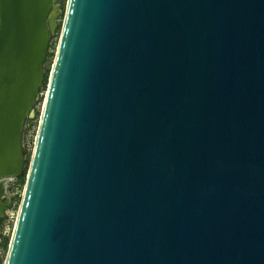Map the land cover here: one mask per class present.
<instances>
[{"label": "water", "instance_id": "obj_1", "mask_svg": "<svg viewBox=\"0 0 264 264\" xmlns=\"http://www.w3.org/2000/svg\"><path fill=\"white\" fill-rule=\"evenodd\" d=\"M59 1L0 0V180ZM4 264H264V0H67Z\"/></svg>", "mask_w": 264, "mask_h": 264}, {"label": "rangeland", "instance_id": "obj_2", "mask_svg": "<svg viewBox=\"0 0 264 264\" xmlns=\"http://www.w3.org/2000/svg\"><path fill=\"white\" fill-rule=\"evenodd\" d=\"M58 5H59V11H60V15H59V19H58V30H57V33L52 40L49 57H48L47 62L45 64L47 72H46V76H45L44 85H43V88L41 90V94H40L39 99H38L36 106H35L36 115L33 119H30L28 121V123H29L28 128H27V131L24 135V145L27 149V154H26L27 167H26V169H28V166H29V163H30V160L32 157L34 145H35V139H36L37 130H38V126H39V119H40V115H41V110H42V107L44 104L45 94H46L48 81H49V76H50L51 68L53 65L55 52H56V49L58 46L60 33H61V29H62V24H63L64 17H65L67 0L59 1ZM25 182H26V174H25L24 180H22L20 178L14 180L13 183L11 184L10 188H9V194L13 197L14 203L7 210L6 218L3 221V226L1 229L2 236L4 239V244L0 248V264H4L6 257H7L9 245L11 243V239L13 236V232H14V228H15V224H16V220H17V216H18V212H19V208H20V204H21V200H22V195L24 192Z\"/></svg>", "mask_w": 264, "mask_h": 264}, {"label": "flooded vegetation", "instance_id": "obj_3", "mask_svg": "<svg viewBox=\"0 0 264 264\" xmlns=\"http://www.w3.org/2000/svg\"><path fill=\"white\" fill-rule=\"evenodd\" d=\"M58 30V28H57ZM28 128V126H27ZM27 131V129H26ZM25 131V133H26ZM25 135V134H24ZM18 178H13V179H2L0 180V208L3 209L4 215H0V248L4 244V239L2 236V226H3V221L6 218V212L7 210L13 205L14 199L13 197L9 194V188L11 184L13 183L14 180L19 179Z\"/></svg>", "mask_w": 264, "mask_h": 264}, {"label": "trees", "instance_id": "obj_4", "mask_svg": "<svg viewBox=\"0 0 264 264\" xmlns=\"http://www.w3.org/2000/svg\"><path fill=\"white\" fill-rule=\"evenodd\" d=\"M26 171H27V169H25V171H24L23 175L20 177V179L24 180V177H25ZM5 244H6V243H5Z\"/></svg>", "mask_w": 264, "mask_h": 264}]
</instances>
